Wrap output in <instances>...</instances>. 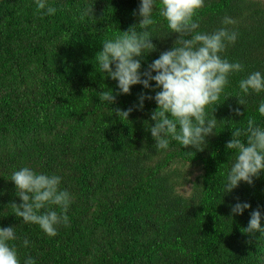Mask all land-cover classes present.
<instances>
[{
    "label": "trees",
    "instance_id": "trees-1",
    "mask_svg": "<svg viewBox=\"0 0 264 264\" xmlns=\"http://www.w3.org/2000/svg\"><path fill=\"white\" fill-rule=\"evenodd\" d=\"M139 3L47 0L56 12L41 16L36 0H0V227H15L18 239L9 243L21 264L27 256L36 264H264V233L244 232L251 211L259 207L264 216V173L224 192L235 158L226 149L231 132L249 117L264 127L257 111L264 92L245 97L244 106L235 98L242 78L264 73V0H204L194 17L199 32H237L222 56L245 68L229 77L220 105L208 106L209 115L216 107L218 121L232 122L219 121L203 150L174 140L166 150L155 147L148 130L154 100L134 107L140 93L155 95L151 89L134 85L114 104L100 100L101 91L119 89L95 54L138 21ZM86 7L93 16L79 22ZM225 17L235 23L222 24ZM153 18L157 51L144 58L142 71L176 39L159 16V0ZM114 108L133 110L124 119ZM22 167L60 176V188L71 194L69 223L54 237L14 215L11 202L20 201L11 175ZM237 201L250 208L232 215Z\"/></svg>",
    "mask_w": 264,
    "mask_h": 264
},
{
    "label": "clouds",
    "instance_id": "clouds-1",
    "mask_svg": "<svg viewBox=\"0 0 264 264\" xmlns=\"http://www.w3.org/2000/svg\"><path fill=\"white\" fill-rule=\"evenodd\" d=\"M202 7L204 0H159V16L167 21L169 34H176V39L143 71L144 58L157 51L152 42V29L157 23L153 18L157 0H140L138 9L133 12L138 21L114 38L105 39L101 50L95 54L100 71L116 81L119 89V92L111 89L100 92V100L107 105L114 104L117 95L130 94L134 85H142L144 89L155 92L154 96L140 93L139 102L134 107L142 110L145 100H154L156 108L150 114L154 126L148 130L157 149H168L170 141L174 140L183 147L203 150L206 138L216 134L214 130L219 121H224L225 125L232 122L218 121L213 115L216 107H213L211 115L207 108L220 105L218 102L232 74L245 71L239 61L230 62L222 56L226 44L234 43L238 33L226 27L211 33L197 31L199 25L194 17ZM36 10L41 16H51L56 12L47 0H36ZM90 16H93V8H84L79 22ZM233 23L228 17L222 21L224 25ZM150 82H154V88ZM238 87L235 98L238 105L244 106L247 102L245 97L264 92V73H249L239 81ZM132 110L112 109L117 117L124 119ZM233 111L237 116L242 115L239 108ZM257 111L264 116V100L259 103ZM226 149L232 150L235 158L227 171L225 193H230L241 182L252 185L254 178L264 173V127L259 126L253 117L247 119L245 127L231 132ZM61 179L56 174L37 173L29 167L14 171L11 181L20 201L11 202L15 217L38 225L50 237L56 236L57 227L69 223L67 211L72 203L71 194L60 188ZM52 206H57L59 211ZM249 208V203L237 201L231 206V214L240 215ZM262 219L264 216L259 207L251 211L244 232L249 235L264 233ZM17 239L14 226L0 227V264H21L17 247L9 243ZM29 243L25 238L22 246L28 247ZM23 264H36V261L27 256Z\"/></svg>",
    "mask_w": 264,
    "mask_h": 264
},
{
    "label": "rangeland",
    "instance_id": "rangeland-1",
    "mask_svg": "<svg viewBox=\"0 0 264 264\" xmlns=\"http://www.w3.org/2000/svg\"><path fill=\"white\" fill-rule=\"evenodd\" d=\"M188 191H189V186H188V185L184 186V187L180 190V192H182V193H184V194H187Z\"/></svg>",
    "mask_w": 264,
    "mask_h": 264
}]
</instances>
